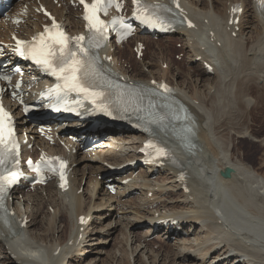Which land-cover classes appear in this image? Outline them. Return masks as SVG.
Masks as SVG:
<instances>
[{"label": "bare ground", "instance_id": "obj_1", "mask_svg": "<svg viewBox=\"0 0 264 264\" xmlns=\"http://www.w3.org/2000/svg\"><path fill=\"white\" fill-rule=\"evenodd\" d=\"M189 1L195 8L202 9L200 10L202 13L211 14L220 24L226 22L223 13L227 3L243 1L246 5L245 17H251V23L255 24L256 28L260 26L261 32L260 30L254 32L258 34V40L256 35L255 38H244V33L238 34L234 39L227 37L223 28L221 48L208 50L220 67L215 77L202 80L184 74L181 76L184 79L182 83L176 80L182 91L179 95L180 100L194 115V118L187 123V126H191V130L189 134H186L187 128L183 132L186 120L173 121L164 127L162 135L180 152V165L190 173V180L196 186L193 194L196 201L182 194L175 183V177L169 175L162 178L161 191L153 193L156 202L165 203L163 207L165 211L175 213L182 224L185 222L188 224L187 227L181 225L180 232H177L176 226L165 227L167 229L165 235L177 236L172 251L170 253L155 251L152 247L155 245L154 242L137 235L138 225L148 214L146 207L153 205L151 202L148 203L147 199L136 197V203L132 204L131 198L122 200L121 203V200L108 197L104 202L107 194L95 189L89 195L88 201L85 196L60 197L54 191H48L47 198L42 192L26 199L28 203L25 211L32 222L22 233L28 247L15 248L13 245L17 243L16 237L10 240L14 242L10 243L11 249H6V244L0 245V264H73L80 254L84 257L90 252H95L96 257L87 260V264H100L97 249L105 248L107 244L103 242L105 238L111 240L110 246V243L114 242L113 236L121 225H125L124 242L129 250L127 264H133L131 258L136 264H169L167 262L188 264L186 260H189V264L190 261L191 264L193 262L195 264H264V158L259 159V168L257 166V169H252L247 165L243 155L239 156L232 140L235 137L245 139L247 134L250 138L254 136L252 130L248 129L250 125L245 121V116L249 114L248 108L252 104L257 110L259 108L262 111L264 119V17L258 16L245 0H212V10L208 12H203L209 8L207 0ZM220 5L224 9L222 12ZM155 67H158L156 60L146 62L144 71L135 74V77L148 83L150 76L156 74L152 71ZM147 68L150 71L146 73ZM160 72L159 69L158 74ZM204 76V72L200 71V77ZM190 79L193 80L187 82ZM211 79L213 83L209 82ZM171 82L174 83L175 79H171ZM252 84L257 86V94L251 98L249 89ZM198 86L207 88L205 96L201 91L196 90ZM212 90H215L214 94H211ZM225 102L228 115L232 114L235 117L223 124L224 119L221 117L226 111L221 109V104L223 103L224 106ZM119 140L125 142L127 152L131 154L130 160H134L133 157L136 156L135 153L143 136L137 134ZM260 144L264 146V135L260 139ZM109 159L111 160V157ZM226 167L235 171L231 180H224L219 174ZM76 171L86 175L85 171L81 172V168ZM94 199L98 200L96 209L101 211L109 207L106 209L109 213L98 216V224L101 226H94L96 224L94 219L92 226L86 230L87 239L80 246L68 248L67 244L76 231L77 218L87 213L92 214L95 209ZM29 203H32V206H29ZM49 203L55 211L53 216L48 209L42 210V206L48 208ZM107 204L109 206H106ZM15 207L17 213L21 215L23 212L21 206L16 204ZM116 217L125 224H117L118 226L113 228ZM106 222L108 224L104 226ZM13 232L16 235L18 233L14 226L9 232L4 233V240L11 238ZM59 234L65 235L64 242ZM163 237L157 236V240L164 241L161 245L168 246L167 238ZM151 243L152 246H149ZM59 248H61L59 256L54 257V253ZM89 249L92 250L88 252ZM99 252L101 254L102 251ZM11 254L18 256V259L12 258Z\"/></svg>", "mask_w": 264, "mask_h": 264}, {"label": "rangeland", "instance_id": "obj_2", "mask_svg": "<svg viewBox=\"0 0 264 264\" xmlns=\"http://www.w3.org/2000/svg\"><path fill=\"white\" fill-rule=\"evenodd\" d=\"M197 0H194L193 2H196ZM211 1V0H210ZM223 4V3H222ZM216 6H217V4H216ZM219 6V5H218ZM220 8H222V6L220 5ZM249 19H250V23H251V17H249ZM251 24H253V23H251ZM253 25H255V24H253ZM246 26V25H245ZM256 26V25H255ZM255 26H252L251 27V25H248L247 27H246V34L247 35H250V36H246V38L248 37H254L255 38V35H256V37L258 36V34H256V33H254V32H257L256 30H260V32H261V29H260V26H258V28H256ZM250 32V33H249ZM244 33V34H245ZM252 34V35H251ZM254 35V36H253ZM152 62V61H151ZM156 68V67H155ZM155 68L153 69L154 70V72H156V74H158V71H159V69L158 70H155ZM212 78V77H211ZM174 79V78H173ZM183 80L184 79H182V82H183ZM193 79H190V80H188V81H192ZM187 81V82H188ZM181 82V83H182ZM186 82V83H187ZM209 82H211V83H213V80L211 79ZM256 85H257V83H255ZM254 84H252L251 85V87H250V89H249V96L252 98V97H255V95L257 94L256 92H257V86L256 85H254ZM255 88V89H254ZM197 91H201L202 92V94H203V96H205L206 94H207V88H201L200 86H198L197 87V89H196ZM253 95V96H252ZM254 102V101H253ZM218 103H219V101H218ZM227 105V103L225 102V104H224V106H223V103L221 104V109H223V110H225L226 111V113L224 114V116L225 117H227L228 116V110L227 109H225V106ZM254 105L252 104L249 108H248V112H249V114H248V116L246 117L245 116V121H246V123L247 124H249L250 126H248V129L250 128V130H252V133H253V137H249V134H247V137H245V139L244 138H232V140H233V142H234V145H233V147L236 145V149H237V153L239 154V156H242L244 159H245V161H246V163H247V165L249 166V167H251L252 169H257V166L259 165V159H262V158H264V146L262 145V144H260V139H261V137L264 135V119H263V117H262V111L258 108V110L256 109V107H253ZM224 116H222L221 117V119H224ZM248 117H249V119H248ZM246 126V125H245ZM244 126V128H246ZM260 136V137H259ZM243 137V136H242ZM238 146V147H237ZM245 155V156H244ZM262 157V158H261ZM245 163V162H244ZM258 168H259V166H258ZM46 198H47V196H46V194L44 195ZM136 198V197H135ZM135 198H131V203L132 204H134V203H136L135 202ZM246 198V197H245ZM88 199V201L90 200L89 198H87ZM246 199H248V198H246ZM94 200H96V199H94ZM123 201H125V199L123 200ZM109 207H107L106 209H108ZM42 210H44V205L42 206ZM46 211V210H45ZM105 213H109L108 211H105L104 213H102L101 215H104ZM115 223V222H114ZM108 224V222H106V224L104 225V226H106ZM116 225L118 224H120L119 222L118 223H115ZM125 224V223H124ZM114 225V224H113ZM117 225V226H118ZM117 226H115V227H117ZM123 225H121L120 227H118V229H117V232H116V234L113 236V238H114V242H112V243H110V246H109V242L111 241V240H106V238L103 240V242H107V244L105 245V248H102V247H99L96 251L99 253V258L98 259H100L101 261H100V264H127L128 262H129V260H126L127 258H129V252H128V254H127V251H129L128 250V248H127V245H126V242H124L125 240V232H124V227H125V225L122 227ZM114 226H113V228H115ZM101 228V227H100ZM104 229H106V228H104ZM103 229V230H104ZM109 230V229H108ZM105 231V230H104ZM124 236V237H123ZM59 237H61V238H63V239H61V240H63L62 242H64V240L66 239V237H65V235L63 236L62 234L60 235L59 234ZM65 237V238H64ZM95 243H97V242H95ZM175 243H176V241H175ZM116 245H118V247H117V249H115V250H113V249H111V248H114ZM122 245V246H121ZM175 245V244H174ZM173 245V246H174ZM152 246V245H151ZM162 246V249L161 250H159V251H163L164 253H170L171 251H172V248H168V250H167V252H165V250H164V247H166V245H161ZM153 247V246H152ZM93 249H95V247H93ZM119 249H120V251H122V252H120L119 251ZM126 249V250H125ZM90 250H92V249H89L88 250V252L90 251ZM174 250V249H173ZM99 251H102L101 252V254H100V252ZM105 251V252H104ZM117 251H119V252H117ZM124 251H126V252H124ZM95 254V252L94 253H89V255H84V257L89 261V260H91L93 257H96V255H94ZM125 254V255H124ZM131 254V253H130ZM82 255L80 254V256L75 260V262L77 261V262H79V261H83V257H81ZM90 256V257H89ZM114 256V257H113ZM114 260V261H113ZM88 261L87 262H85V263H82V262H80V263H77V264H87L88 263ZM131 262L133 261V264H136L135 263V261L134 260H132V258H131V260H130ZM187 261V263L189 264V260H186ZM75 262H73V264H76ZM121 262H123V263H121ZM191 263H192V261H190ZM167 263H171V262H167ZM190 263V264H191ZM193 264H195L194 262H193Z\"/></svg>", "mask_w": 264, "mask_h": 264}, {"label": "snow or ice", "instance_id": "obj_3", "mask_svg": "<svg viewBox=\"0 0 264 264\" xmlns=\"http://www.w3.org/2000/svg\"><path fill=\"white\" fill-rule=\"evenodd\" d=\"M80 2L83 4L84 0H80ZM105 2L107 3H112V0H94L93 4L91 6L85 4V9L86 13H91V15L86 14L85 15V20L89 22V25L91 28L95 31H102V22L96 19V13L100 10L99 6L101 4H104ZM259 3L262 8H264V0H259ZM118 7V6H117ZM46 32L48 31L47 29L45 30ZM43 39V38H42ZM50 39L52 40L53 44L52 45H43L42 48L39 51L34 50V58L36 59L37 64H43L47 68L52 70V73L54 75L57 74L56 69L53 67V62L51 57H54V50H53V45H60V51L61 54L63 55L64 49L66 47V42H67V37L64 36L62 32L56 33L54 36H51ZM77 41H82L84 37H78L76 38ZM22 42H18L20 44ZM83 51V49H81ZM69 57H74L75 53H68ZM64 67L60 68V72H69L70 74L65 76L64 79L69 82L70 86L73 88H77L80 90H84L80 87L79 84V78L75 75L80 69H79V64L77 61L73 60L70 64L68 63L67 60L64 62ZM7 118V114L4 113L3 109L0 108V146L4 144V121ZM3 163V160L0 159V164ZM17 174L16 173H11V176L15 178ZM61 179L63 180V174L61 173ZM64 185L61 184V187ZM0 192H2V188H0ZM83 222V221H82Z\"/></svg>", "mask_w": 264, "mask_h": 264}, {"label": "water", "instance_id": "obj_4", "mask_svg": "<svg viewBox=\"0 0 264 264\" xmlns=\"http://www.w3.org/2000/svg\"><path fill=\"white\" fill-rule=\"evenodd\" d=\"M232 172L231 169H227L226 172H223L222 175L226 178V179H229L231 176H230V173Z\"/></svg>", "mask_w": 264, "mask_h": 264}]
</instances>
